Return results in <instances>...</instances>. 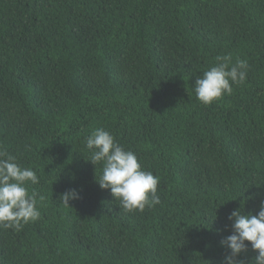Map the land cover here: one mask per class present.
<instances>
[{"label": "trees", "instance_id": "trees-1", "mask_svg": "<svg viewBox=\"0 0 264 264\" xmlns=\"http://www.w3.org/2000/svg\"><path fill=\"white\" fill-rule=\"evenodd\" d=\"M223 55L247 79L204 105L195 81ZM98 127L159 177L160 204L128 212L99 186ZM0 145L45 197L0 227V264H222L229 213L264 201V0H0Z\"/></svg>", "mask_w": 264, "mask_h": 264}, {"label": "clouds", "instance_id": "clouds-1", "mask_svg": "<svg viewBox=\"0 0 264 264\" xmlns=\"http://www.w3.org/2000/svg\"><path fill=\"white\" fill-rule=\"evenodd\" d=\"M217 63L204 71L195 81L196 98L209 105L225 95H231L233 85L246 81L248 62L237 58L232 63L231 55L216 57ZM85 148L90 152L93 165L101 164L102 170L96 180L102 189L110 190L125 211H141L161 203L158 194L159 177L143 169L139 158L130 149L115 139L103 127L94 128L86 138ZM39 183V177L32 168L22 167L16 155L0 145V227L16 231L29 222L39 219V203L45 199L35 191L29 192V184ZM65 205L79 198L76 189L63 192L59 197ZM231 234L220 243L229 251L222 264H264V201L256 214H243L241 208L228 215ZM250 248L256 255L250 262L241 259L242 253Z\"/></svg>", "mask_w": 264, "mask_h": 264}]
</instances>
